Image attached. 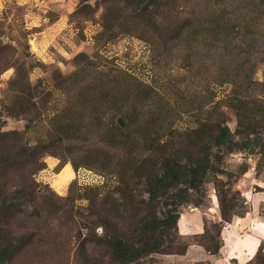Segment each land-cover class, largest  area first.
<instances>
[{
    "label": "rangeland",
    "instance_id": "obj_1",
    "mask_svg": "<svg viewBox=\"0 0 264 264\" xmlns=\"http://www.w3.org/2000/svg\"><path fill=\"white\" fill-rule=\"evenodd\" d=\"M130 1L0 0V133L19 136L26 153L42 163L34 172L30 164L12 172L28 188L33 180L42 218H47L33 224L18 214L8 226L22 229L15 235L18 243L10 242L11 236L0 240L16 253L15 264H78L75 254L84 240L91 255L78 259L79 264L102 259L103 264H240L221 253L225 228L235 221L245 233L248 221L264 224V0H180L176 8L188 13L187 6H193L198 20L216 10L228 13L230 27L220 40L235 42L233 52H222L220 60L222 46L209 49L202 35L193 38V63L185 59L184 49L162 51L160 23L175 27L170 1L136 0L135 6ZM175 42L176 37L169 44ZM244 58L249 60L244 69L251 71L247 90L231 81L241 78L235 68ZM134 79L156 85L152 109L171 104L166 128L173 123L174 133L164 139L186 146L192 131L207 120L227 132L220 142L210 143L199 162L187 157L191 148L181 149L176 160L184 181H170L162 196L156 191L164 169L148 165V172L131 170L121 179L111 165L95 158L108 140L110 122L120 126L121 115H113L115 101L121 103L125 92L133 90ZM145 114L150 119L152 113ZM144 149L131 145L122 154L140 158ZM24 154L16 159L23 162ZM5 198L0 199L4 216L13 200L10 194ZM105 201L113 207L110 224L99 223L93 230L84 226V216L103 208ZM15 208H21V200ZM173 208L183 219L190 212L202 216L204 233L182 235L168 215ZM118 210L125 218L116 221ZM113 231L130 244L128 257L106 251L104 242ZM192 242L203 247L206 258L184 257ZM244 264H264V245Z\"/></svg>",
    "mask_w": 264,
    "mask_h": 264
},
{
    "label": "trees",
    "instance_id": "obj_2",
    "mask_svg": "<svg viewBox=\"0 0 264 264\" xmlns=\"http://www.w3.org/2000/svg\"><path fill=\"white\" fill-rule=\"evenodd\" d=\"M167 1H170L166 3H168L172 8L171 15L172 18H174L175 20V27L173 29L171 28L170 21H163L160 23L162 51L168 52L169 50H171V48H176L177 51L179 49H184L185 59L187 58L188 62L193 63V61L195 60H192L191 58V55L194 54H190V43L193 42V38L200 39V35H202L203 42L207 45V47H209V49L219 48L220 46H222L224 51L220 49V52L217 54V56L220 57V54L222 52H233L232 50L234 47L232 45H235L234 40L230 41L227 37L220 40V38L224 36V30L230 27L227 26L229 24V20H226L225 18L229 15L228 13L225 14L222 11L219 12L216 10L205 14L207 15V18H202L198 20V18L195 17L192 13V11L194 10L193 6H187V13L186 11L179 10L176 8L179 5L180 0ZM188 1H191L194 4L195 1L198 0ZM129 4H133L135 6L137 4V1H130ZM138 16L140 15H137L136 17ZM194 27L200 29H196L194 31ZM168 29H172L178 32V34L171 32ZM173 33L177 36H174ZM175 37L177 38L178 42L169 44V41L173 40ZM220 41L223 44L219 45L218 42ZM182 44H185L184 48H182ZM177 45H182V47H178ZM250 45L251 44H249V46ZM181 52L183 53V50H181ZM211 56L214 55L211 54ZM219 59L221 60L222 57H220ZM246 65H249V60L247 58H244V61L241 62L239 68H235L237 69L236 73L241 72V78L237 77L238 80L234 79L231 81H233V84H239L241 87H244L247 90L249 86L248 84L251 81V71L244 69ZM207 67L209 68V66ZM115 75L116 74H114L113 76ZM132 82L134 83L133 90H130L127 93L125 92V96L121 99V103L115 101L117 103L114 106L115 111L113 115L114 117L118 114L121 115L118 120L120 126L116 125L113 120L110 122L109 127H111V132L108 133V140H106L105 143L102 142L103 144L100 148H98V152L96 153L95 158L99 161L100 158H102V162H106L107 164L111 165V168L115 169L114 171L118 173V176L121 179H124V177H126L127 172L131 170L145 173V171H147L148 165L164 169L165 174H161L164 177L158 180L157 184L159 186L157 187L156 191V194H158V196H162L168 191V187L171 184L170 181H172L173 179L179 180V182L184 181V179L182 178L183 176H180L178 172L179 169L177 167L178 164L176 160V157L181 152V149L186 150L188 147L189 149L191 148L187 157L195 158L196 162H199L204 159L207 153L209 152L210 143L212 141L220 142L225 137V135H227V132L225 131V128H221L219 122L216 124L207 123V119L212 117V111H210V116L206 119L207 121L201 127L192 131V140H189V144H187L186 146L183 144L177 146V143H175L174 139L169 140L168 138H163L168 132L171 134L174 133V129L172 126L173 123H168L170 124V126L166 128V121H170V115H172V106L169 101H167L166 104L159 103L154 107V109H152L150 100L153 99V97L157 94L156 85L155 87L152 85H147L137 79L132 80ZM167 83L168 84L166 86L168 88L171 87V82ZM174 85L175 84H173V86ZM132 103H134L133 106H131ZM159 105L161 109H155ZM149 111L152 113L149 116L150 119H148L145 114ZM160 113L165 114L168 119H162L161 115L159 116ZM217 115L223 118L224 112L218 110ZM169 128L173 129V131L170 132ZM216 129H218L219 132L216 131ZM21 144H19V136H15L14 133H0V199L3 198L1 200L5 201L6 194H10L13 198V200L7 206L9 214L4 216L2 213H0V240L3 237L11 236L9 241L15 243H18V237H16L15 235L17 234V231H22V229L13 227L8 228V226H12L14 224V219L16 218V215L19 214L20 216H23L22 219L33 221V224L40 223L42 222V220L43 222L47 221V218H42V212L39 209L37 203L38 200L36 198L37 191L35 190V187L32 186L33 180L30 184V188H28L26 187L25 182L22 181L20 174L16 173V175L14 176V172H12L16 169H20V167H22V165L24 166V164H30V167L33 168V172L34 170L36 171L42 166V163L39 161V158H32L31 152L26 153L25 148ZM142 144L145 145V149L139 151L140 158L136 156L127 157L122 154L123 148L131 145L135 148H139ZM22 154L26 155L27 159H25L23 162H19L20 158H16L20 157ZM152 160L153 162H150ZM116 169L120 171L122 170V173L120 174V172H118V170ZM155 173L156 175L154 176H158V171L153 172V174ZM150 174L151 173H147L146 175ZM123 182L125 181L123 180ZM121 191L123 192V187L121 188ZM223 195L224 191L223 193H221V204L225 203L222 198ZM20 200L21 208L14 209V205H16V203H18ZM94 200L95 198L91 200V211L94 209ZM4 203L6 204V202ZM105 205L106 201L103 202V208H99L97 210H94L90 214L85 215V220L83 221L84 226L91 230H93L95 226H98L99 223H104L107 226L108 223L111 222V218H109L108 214L113 209V207L110 208ZM119 206L121 207L122 203L118 202L117 207ZM29 207H32V211L30 212L28 211ZM224 208L225 207L223 206L222 214L225 216L226 210ZM175 212L176 210L174 208L169 209L168 215L170 216V219L172 221H175L176 228L178 229L177 225L180 218V214L175 215ZM105 215L107 216L106 218H104ZM118 217L121 220L125 218V215L118 210L116 221H118ZM223 220L230 221L231 219L228 220L223 217L222 221ZM26 227L29 229L28 225ZM33 229H31V231H33ZM40 230L42 234V228H40ZM219 232H222V227L219 229ZM123 237L124 234H118L117 231H113L111 233V238L109 239V241L107 240L104 242L107 246L106 251L110 249V251L115 255L120 254L128 257L130 255V252L132 251L130 249V244H128L123 239ZM87 243L88 241L84 240L80 244L75 254L76 261L78 264V259L84 256L88 257L91 255V252L88 250ZM105 254L107 253L99 254L100 258L102 259L103 257H105L103 256ZM15 255V252L9 251L6 247L3 246L2 241H0V264H15ZM100 263H104L103 259L102 261H100Z\"/></svg>",
    "mask_w": 264,
    "mask_h": 264
},
{
    "label": "crops",
    "instance_id": "obj_3",
    "mask_svg": "<svg viewBox=\"0 0 264 264\" xmlns=\"http://www.w3.org/2000/svg\"><path fill=\"white\" fill-rule=\"evenodd\" d=\"M182 217L178 221L179 231L182 235L204 233L205 222L202 216H199L196 212H190L185 219ZM236 223L235 221L228 223L225 228L227 231H224L226 233L225 246H223L221 253L227 259L237 260L238 263L244 264L248 259L254 257L261 245H264V224L256 220L248 221L249 230L244 233L238 230L240 228L237 229ZM202 249L203 247L199 243L192 242L189 244L184 257H193L191 259L206 258L207 256Z\"/></svg>",
    "mask_w": 264,
    "mask_h": 264
}]
</instances>
